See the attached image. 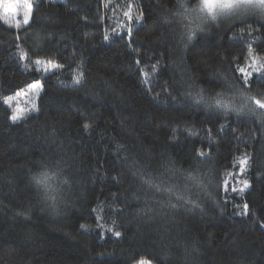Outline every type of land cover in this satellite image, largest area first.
<instances>
[{"label": "trees", "instance_id": "obj_1", "mask_svg": "<svg viewBox=\"0 0 264 264\" xmlns=\"http://www.w3.org/2000/svg\"><path fill=\"white\" fill-rule=\"evenodd\" d=\"M180 2L199 0H29L27 25L0 14V264H264V122L187 96L247 91L235 69L248 70L249 45L264 58V21L200 13L189 41L195 13L180 23ZM136 168L165 180L174 168L181 188L199 168L200 207L143 185ZM45 170L59 214L29 183Z\"/></svg>", "mask_w": 264, "mask_h": 264}, {"label": "snow or ice", "instance_id": "obj_2", "mask_svg": "<svg viewBox=\"0 0 264 264\" xmlns=\"http://www.w3.org/2000/svg\"><path fill=\"white\" fill-rule=\"evenodd\" d=\"M3 11L8 13L10 16L19 17L20 15L18 6L14 3H9L7 7L3 8ZM31 11L32 7L29 4L26 10L23 12V23L25 25L29 23ZM190 13H195V16L189 22V24L185 25L187 31L182 34V39L183 36L186 35L189 41L193 39L197 29H199L200 31L204 30L201 25L207 17L201 16L200 13H207V15L210 16L212 20H216L221 16L232 17L235 19H245L249 15L257 14L258 19L264 21V0H199V3L194 8H189L186 3L180 2L176 11V17L179 18V22L183 23V21L187 19V16ZM137 19H140V17L138 16ZM197 21H199V23H197ZM169 23H171V21H169ZM192 25H195V28L192 27ZM260 26L264 27V23H261ZM16 27H18V25H16ZM249 30H252L250 25ZM128 33L129 35H131L130 28L128 29ZM18 38L19 37H17V39ZM35 39L37 42L42 39L39 31L35 33ZM105 39H108V37L105 36ZM19 58H27L26 54H24L22 50ZM245 59L252 60V63L247 65L248 70L239 66H237L235 70L241 73V79L247 91L229 84V88L233 90L231 97H228L224 92H219L211 98L210 102L205 98L203 89L197 92L196 95L188 92L187 96L195 100L198 104H203L209 109L222 111L224 115H227L229 112H235L237 113V115L251 114L256 115L261 119L262 122H264V79L259 81L252 79L253 73H259L264 76V58H258L253 53L251 45H249L248 57H246ZM35 63L41 64L42 62L40 60H36ZM52 67L53 69H60L63 67V65L53 63ZM249 81H251V83ZM80 82L81 81L79 78L75 80V83L77 84H79ZM253 84L257 85L255 94H253ZM38 86L39 82L31 85V87L33 88H36ZM237 98L240 101L239 104L236 103ZM5 103H7V101H5ZM21 118L22 117L17 115L16 113L11 116V120L13 122H16ZM85 127L87 128L88 125H85ZM189 134L191 135L192 133ZM195 154L200 157H205L207 155L202 150L198 151ZM38 163H41L43 165V162ZM246 163V159L241 161L242 165ZM43 167L47 169V165H43ZM133 175L137 176L143 185H146L148 188L154 189L157 192H166L169 197H174L177 202L182 201L185 205H190L192 208L200 207L199 203L193 198V189H203V180L206 179V177L199 174V168L190 169L186 172V174L183 176L185 183L182 188L173 183L171 180V177L175 176L174 168L168 169V180H165L162 175L160 177H153L150 173L144 172L141 168H136V170L133 172ZM49 180L50 174L47 170L40 173H32L29 176V183L35 185L40 191L42 202L46 203L47 206L51 208L53 213L59 214L62 201L58 200L57 196L53 194V192L58 191V189L53 190L49 185ZM157 180H159V183H157ZM63 183H69L67 178L64 179ZM243 185L244 187L240 189L241 192H243L244 188L249 187L247 181H244ZM225 188H227V184H225ZM232 190L236 191L235 188H233ZM169 206L172 208H176L178 204H172L169 200ZM248 209L249 205L247 204V202H245L243 204V211L245 215L248 213ZM82 227L84 226L82 225ZM113 234L117 237H120L122 235L119 231H115ZM139 264H151V262L140 261Z\"/></svg>", "mask_w": 264, "mask_h": 264}, {"label": "rangeland", "instance_id": "obj_3", "mask_svg": "<svg viewBox=\"0 0 264 264\" xmlns=\"http://www.w3.org/2000/svg\"><path fill=\"white\" fill-rule=\"evenodd\" d=\"M9 3H14L18 6V11L20 13L19 17L17 16H10L8 13L3 11L4 7H7V5ZM29 0H0V14L5 17V18H13L15 20V23H18L20 18L23 17V12L26 10L27 6L29 5ZM32 14V11H31ZM31 18V15H30ZM30 21V20H29ZM41 84L39 83V86L36 88H31V90L29 92H26V94L21 95L20 98H18L17 100L20 103V100L23 102L22 104H30V101L32 98L34 97H38L39 92L41 91ZM16 110L19 111L18 113L21 114V112H23L25 110V108L23 106H21V104H18L16 106ZM17 114V113H16ZM19 115V114H17ZM20 116V115H19Z\"/></svg>", "mask_w": 264, "mask_h": 264}]
</instances>
